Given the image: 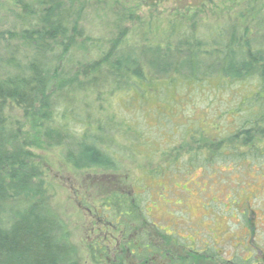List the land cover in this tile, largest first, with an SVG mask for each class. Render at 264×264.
Here are the masks:
<instances>
[{
  "label": "trees",
  "instance_id": "16d2710c",
  "mask_svg": "<svg viewBox=\"0 0 264 264\" xmlns=\"http://www.w3.org/2000/svg\"><path fill=\"white\" fill-rule=\"evenodd\" d=\"M227 3L220 15L212 14V21L207 12L202 17L196 5L177 18H137L134 25L131 12L117 10L112 21L105 18L109 24L94 39L81 26L86 9L75 3L25 4L19 23L3 32L6 17L0 13V264H80L66 225L50 208L31 150L41 137L46 148H61L76 170L119 169L117 157L106 150L113 131L107 139L100 137L102 120H110L104 103L145 101L149 93L169 107L176 100L172 95L185 94L188 88L220 91L239 83L237 101L227 113L236 127L221 128L218 123L220 127L205 130L191 125L170 142L175 156L168 165L175 171L202 172L264 167V35L252 27L264 0H224ZM140 45L168 53L165 60L176 63L161 69L155 60L122 55L124 49ZM185 60L190 68L182 70ZM10 103L21 117L10 114ZM89 110L97 111L99 118ZM69 116L78 118L81 136L73 133ZM172 124L176 128L175 120ZM108 205L121 217L139 222L127 197L113 194Z\"/></svg>",
  "mask_w": 264,
  "mask_h": 264
},
{
  "label": "rangeland",
  "instance_id": "374dc122",
  "mask_svg": "<svg viewBox=\"0 0 264 264\" xmlns=\"http://www.w3.org/2000/svg\"><path fill=\"white\" fill-rule=\"evenodd\" d=\"M33 1L0 0V13L6 17L1 31L18 24L17 16L23 5L32 7ZM67 2L86 9L81 26L93 39L109 24V21L104 24L105 18L112 21L117 10L131 12L134 20L130 25H134L137 18L153 21L177 18L190 5L201 7V16L207 12L212 21V14L220 15L230 6L224 5V0H61ZM258 8L262 12L252 27L264 35V3ZM215 40L224 43V39ZM122 53L155 60L161 69L176 63L165 60L168 53L160 55L148 46L129 47ZM180 64L182 70L190 68L189 60ZM239 90V83L225 85L220 91L188 88L185 94H173L176 100L169 107L147 92L149 97L145 101L115 99L112 104L104 103L103 111L110 120H102L105 130L100 137L107 139L109 132L116 133L112 132L110 140H106V150L117 157V170H76L67 163L61 148L48 149L37 137L31 150L32 165L41 175L50 208L69 231L80 264H168L170 260L177 261L179 246L184 247L179 253L181 260L194 248L223 264L228 260L242 264L249 258L245 250L247 241L248 246L254 247V252L250 251L253 258L264 259V167H255L253 172L238 168L217 172L207 168L209 173L207 169L175 171L168 165L175 156L170 142L191 125L200 124L205 130L219 126L218 123L221 128L236 127V121L227 113L234 108L238 98L235 93ZM9 107L13 117L22 116L16 105L10 103ZM89 114L99 118L97 111L89 110ZM70 116L73 133L81 136L84 131H80L79 122L75 123L78 118ZM159 171L163 172L161 176L153 175ZM113 194L127 197L129 207L134 204L131 213L140 216L139 222L121 217L115 207L107 205ZM146 245L151 252L156 251L147 252L143 249ZM128 251L134 254L128 255ZM198 258L190 260L203 261ZM211 262L208 259L206 264Z\"/></svg>",
  "mask_w": 264,
  "mask_h": 264
},
{
  "label": "flooded vegetation",
  "instance_id": "af4514ba",
  "mask_svg": "<svg viewBox=\"0 0 264 264\" xmlns=\"http://www.w3.org/2000/svg\"><path fill=\"white\" fill-rule=\"evenodd\" d=\"M108 204H109V200H108L107 205ZM108 210H110V209H108ZM117 219H119V218L117 217ZM112 224L110 223L108 225L109 226H112ZM248 243H249V241H247V247L245 248V250L248 251L249 258L247 260H245L244 263H242V264H264V259L261 260V259L258 258V259L255 260V258H253V253L250 252V251H253L254 247L248 246ZM149 247H150L149 245H146V246L143 247V249L146 250L147 252H150V253L156 251V250L151 249L152 250V252H151ZM177 248L180 250L179 253H181L184 247L182 248V246L181 247L179 246ZM191 251L192 252H189L188 255L185 258H182V260L180 259L179 253H178V255H177V258L178 259H177V261H171L170 260L168 264H206L208 259L212 261L211 264H223L222 262L217 261L214 257L207 256L205 251L203 253H199V252H196L194 250V248ZM128 252H129V253H127L128 255H131L132 256L134 254L133 251H131V252L128 251ZM196 256L199 257L198 258L199 261L200 260H203V261L202 262H199V263H195V262H192L190 260L191 258H196ZM213 260H215V261H213ZM104 264H107V263H104ZM112 264H116V263H112ZM226 264H238V263H235L234 260L233 261H229L228 260Z\"/></svg>",
  "mask_w": 264,
  "mask_h": 264
}]
</instances>
